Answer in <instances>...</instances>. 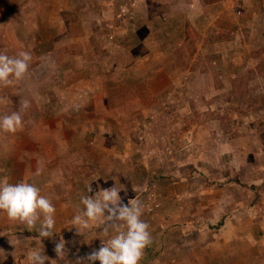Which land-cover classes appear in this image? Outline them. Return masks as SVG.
Wrapping results in <instances>:
<instances>
[{
    "label": "rangeland",
    "instance_id": "374dc122",
    "mask_svg": "<svg viewBox=\"0 0 264 264\" xmlns=\"http://www.w3.org/2000/svg\"><path fill=\"white\" fill-rule=\"evenodd\" d=\"M22 51L0 181L35 184L56 233L0 212V264H90L116 229L70 221L114 185L149 224L140 264H264V0H0V53Z\"/></svg>",
    "mask_w": 264,
    "mask_h": 264
},
{
    "label": "clouds",
    "instance_id": "9594fccd",
    "mask_svg": "<svg viewBox=\"0 0 264 264\" xmlns=\"http://www.w3.org/2000/svg\"><path fill=\"white\" fill-rule=\"evenodd\" d=\"M32 56L27 51L15 57L0 53V84L20 80L28 72ZM2 102V100H0ZM30 107L29 101L22 102V109ZM22 126L19 111L0 116V131L15 133ZM39 171V170H38ZM88 192L92 188L88 186ZM122 188L115 185L97 191L94 195L81 197L82 209L70 221L79 234L87 230L90 224L104 223V233L108 235L116 229L115 234L101 240L102 246L87 256L90 264H140L144 249L151 243L149 224L141 219L142 204L132 199L122 203ZM0 212L7 214L13 221H19L28 228H36L40 238H51L55 232V208L51 201L41 195L40 189L33 183H8L0 181ZM65 240L61 238L55 245V253L60 260L66 256ZM42 250H32L28 259L30 264H45L49 258ZM79 264V261L77 262Z\"/></svg>",
    "mask_w": 264,
    "mask_h": 264
}]
</instances>
